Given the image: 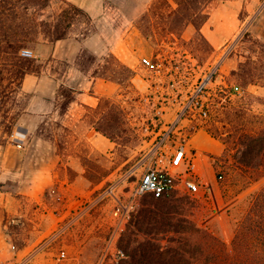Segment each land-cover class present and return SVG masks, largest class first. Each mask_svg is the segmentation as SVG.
I'll return each mask as SVG.
<instances>
[{"label":"rangeland","instance_id":"1","mask_svg":"<svg viewBox=\"0 0 264 264\" xmlns=\"http://www.w3.org/2000/svg\"><path fill=\"white\" fill-rule=\"evenodd\" d=\"M67 1L83 7L90 18L75 16L67 38L55 43L42 39L36 49H30L34 52L31 73L27 74L31 76L30 80L25 87L24 79L22 89L17 92H12V86L7 88L6 101L0 102V168L6 151L19 143L17 132L25 134L22 144L31 163L24 166L20 178L0 187L18 197L11 200L9 206L0 203V259L4 264H14L37 251L42 242L41 223L50 216L47 215L49 210L52 214L58 210L62 216L60 225H64L75 214L69 203L77 197L75 199L81 201V207L88 208L84 212L86 217L75 227L71 226L53 243L51 250H46L52 253L32 256L34 258L29 264L52 260L62 248L69 252L71 264H143L142 256L138 255V259L133 260L131 253L141 243H146L147 235L137 230L134 224L136 216L151 205L154 198L150 193L139 197L132 212L134 221L130 218L123 222L120 215L114 214L116 196L127 199L130 189L139 182L149 165V161L145 164V157L155 145L159 133L157 110L163 108L165 122L174 121L198 83L214 70L205 94L211 103L206 122L199 116H189L180 127L198 124V129L209 131L210 128H218L222 138H229L228 143L224 142V152L216 156L218 161L213 169L209 168L208 176L203 175L210 185V176L216 178L218 184L208 193L202 190L192 195L178 189L158 199L166 207L168 204L178 207L180 213L175 219L181 232L155 236L166 237L162 240L164 246H187L190 238L187 219L190 218L199 227L219 237L231 251L238 223L248 208L246 198L264 185V176L248 184L238 175V148L230 141L233 128L226 119L228 112L238 109L251 115H264V86H245L232 74V70L248 56L253 55L257 60L258 51L263 48L264 0H238L237 4L224 9L225 12L215 21L221 35L220 43H223L220 47H214L206 35V38L198 35L197 30L191 38L186 35V29L182 34L168 33L164 29L163 17L154 18L156 0ZM216 1L220 0L211 3L210 12ZM64 6L67 5L61 0H54L45 15L59 12ZM163 11L167 15L169 9L164 7ZM143 56H151L166 64L161 75L149 76L140 63ZM126 67L133 72H127ZM5 84H8V79H5ZM221 84H228L227 90L236 88L240 91L226 97L225 92L216 90ZM83 91L98 95L97 105L90 106L77 99ZM69 97H73L74 102L66 107ZM115 106L121 123L118 135L112 140L98 128L107 126L109 112ZM41 109L44 110L39 111ZM23 126L30 128L28 135ZM51 153H56L58 158L56 184L41 197L46 199L48 209L46 211L44 204L37 200L31 212L23 214L21 204L25 200L21 199L18 191L27 184L28 170L49 162ZM219 173L224 176L222 179ZM86 186L95 189L90 196L82 191ZM113 186L114 194H108L89 206L91 200ZM77 190L81 195L76 193ZM102 204L108 205L103 214L96 211ZM17 206L18 211L10 209ZM91 219L93 222H89ZM87 223L91 226L90 240L86 246L81 242L75 244V234L70 231ZM131 229L135 232L134 241L128 245L124 237ZM169 236L176 238L175 243L169 242ZM150 237L154 238V234ZM193 238L206 247L200 234ZM118 247L126 253V257L119 261L114 256ZM107 249L110 251L105 256ZM184 254L186 259L187 254ZM150 264H154V260Z\"/></svg>","mask_w":264,"mask_h":264},{"label":"trees","instance_id":"2","mask_svg":"<svg viewBox=\"0 0 264 264\" xmlns=\"http://www.w3.org/2000/svg\"><path fill=\"white\" fill-rule=\"evenodd\" d=\"M61 1L67 6L62 7L59 12L53 11L45 15V11L52 7L54 0H0L1 103L6 101L4 95L7 88L12 86L13 93L22 89L25 77L31 73L30 65L33 60L31 57L22 55L23 49H36L42 39L51 43L65 39L74 24L75 16L82 15L90 18L83 7L67 0ZM213 1L156 0L154 1V18L163 17L164 29L168 33L182 34L188 25H194L198 35L206 38L202 27L210 18L209 7ZM164 7L169 9L167 15L163 14ZM262 47L258 51L257 60L253 55H250L246 61L240 62L238 68L232 70V74L237 76L245 86L250 84L264 86V43ZM126 70L129 73L133 72L128 67ZM5 79H8L7 85ZM237 85L241 86L240 83ZM73 100V97H69L66 107ZM109 116L107 126H101L98 130L115 140L121 123L116 106L111 109ZM226 117L233 128L230 141L232 140L238 148L236 153L238 175L242 177V181L252 184L264 176V115H251L247 111L238 109L233 113L228 112ZM209 132L228 143L227 139L229 138H222L218 128H210ZM218 175L220 176V173ZM152 196L154 202L147 205L136 216L134 226L147 236L146 243H141L131 253L133 260H137L140 255L144 260L143 264H150L153 260L154 264H186V261L188 264H264V185L246 198L249 203L248 208L238 223L231 251L219 237L199 227L190 218L187 219L190 224L187 231L190 235V238L187 239V246L177 247L171 244L164 246L162 240L166 237L157 238L155 235L181 232L175 219L180 212L175 204H168L166 207V204L158 201L160 198ZM172 207H176V209ZM134 217L133 213L132 221H134ZM131 224L128 225L129 228ZM144 226L147 227V230L144 229ZM134 234L135 232L131 229L130 233L124 237L128 245L134 241ZM153 234L154 238L150 237ZM196 234L202 236L206 247L198 240L194 241L193 237ZM153 239L154 243H152ZM168 240L170 243H175L176 238L169 236ZM184 253L187 254L186 259H184ZM219 253H224V255L221 256Z\"/></svg>","mask_w":264,"mask_h":264},{"label":"built area","instance_id":"3","mask_svg":"<svg viewBox=\"0 0 264 264\" xmlns=\"http://www.w3.org/2000/svg\"><path fill=\"white\" fill-rule=\"evenodd\" d=\"M22 54L26 57H34L33 50L28 48L23 49ZM140 63L149 72L150 77L161 75L166 66L164 62L155 60L151 56H143ZM214 73L215 70L211 71L198 83L185 104L178 111L174 121L165 122L162 118L164 116L163 108L160 107L157 110L156 120L157 126H159V133L157 134L155 145L153 144L145 157V164L149 161V165L143 172L139 182L130 189V195L127 199L115 195L117 199L115 212L121 216L123 222H127L131 218L136 201L142 195L150 193L156 198H163L171 195L178 189H182L184 192L192 195H196L202 190H204V193L210 192L212 186L198 170V151L190 147L191 137L198 129V124H186L182 127H180V124L185 119H188L189 116H199L206 122L211 112V103L206 99L205 94L208 92ZM218 87L219 89L216 90L225 92L226 97H232L240 91L236 88L227 90L228 86H223V84ZM178 129H180L179 132H177ZM17 134H19L16 137L19 141L18 146H22L25 134L22 132H17ZM170 143L173 144L170 145ZM214 163H216V158H214ZM219 177L222 179L224 176L220 173ZM114 189V186L111 187L106 191V194H114ZM109 251V249L106 250L105 256ZM114 256L115 260L119 261L126 257V253L118 247ZM56 259L59 264L69 261L70 255L67 249L62 248L58 252ZM31 260L32 256H27L17 260L14 264H29Z\"/></svg>","mask_w":264,"mask_h":264},{"label":"crops","instance_id":"4","mask_svg":"<svg viewBox=\"0 0 264 264\" xmlns=\"http://www.w3.org/2000/svg\"><path fill=\"white\" fill-rule=\"evenodd\" d=\"M238 0H220L213 3V7L211 10V15L209 20L203 25L202 32L206 35V37L210 40V42L213 43L214 47H220L223 43L221 39V35L219 34V29L216 26V20L218 19V16L225 12L224 9L231 4H237ZM239 2V1H238ZM90 11V9H88ZM188 32V34L186 33ZM196 32V28L193 25H188L186 27V35L188 38H191L194 33ZM185 35V34H184ZM229 38V37H228ZM231 68H234L231 66ZM31 76H27L25 78L24 86L26 87L28 81L30 80ZM228 86V84H225ZM77 99H81L84 103L90 106H95L98 103L99 96L94 95L91 93H87L86 91H83L80 93V96H78ZM74 102V101H73ZM44 109H41L39 111H43ZM25 127V132L27 135L30 133V128L28 126ZM190 147L193 149H196L198 151V157H197V164H198V170L201 172L202 175L208 176V170L209 168L213 169L214 165V158L216 156L221 155L225 150V144L224 142L213 136L206 128H199L197 129L190 140ZM9 149V148H8ZM48 157V155H47ZM50 158V160H49ZM48 160L49 162H44L40 166L31 167L29 171V175L27 177V184L25 186H21L20 190L18 191L21 193L22 200L24 203L22 205V212L23 214H29L32 210V205L35 203V201H39L43 205V208L47 211L48 209V203H46V199H42V195H44V192H47L48 190H51L55 186L56 182V165L58 163V158L56 153H51ZM45 160V159H44ZM30 163V157L26 150H24V146H18L16 145L14 148L9 149L4 154V157L1 162L0 168V187L7 186L8 181L12 179L20 178L22 175V170L25 165ZM31 164V163H30ZM29 164V165H30ZM210 183L212 185V189L216 187V184H218L216 178H213L210 176ZM3 182V183H2ZM94 187L89 188L86 186V188H83L82 191L87 193V196H90V193H93ZM107 191V190H106ZM106 191H104L103 194H101L98 198H95V200L90 201L89 206L95 205V203L99 202L101 199L107 196ZM12 192L7 191L5 188H0V203L4 206H9V202L11 200H14V198H18L11 194ZM76 193H79V190H77ZM80 194V193H79ZM81 195V194H80ZM84 195V194H82ZM77 197H74L70 201V205L72 206L74 211V216L71 218L66 224L60 225L62 216H60V212L58 210L53 211L54 217H51V210H49L47 215H50L47 218H44V221L41 223L40 227V233L42 235V242L40 243L38 250L34 251L33 253H30L29 256H36L41 253H52L51 250L53 243H55L58 239L61 238V236L68 232L71 226L78 225L81 219L83 217H86V212L88 209L87 207L82 208L80 205L81 201H78L75 199ZM14 203V202H13ZM88 206V207H89ZM80 207V209H79ZM108 205L102 204L99 205L96 211L98 212H105ZM19 209V206L17 207H10V209ZM42 208V207H41ZM14 212V211H13ZM52 214V215H53ZM103 214V213H102ZM114 214H116L114 209ZM103 215H100V218H102ZM89 219V218H88ZM89 222H93L92 219ZM88 222V223H89ZM88 223L84 226H79V228L76 227V229H72L70 232H73L75 234V244H79L80 242L82 245L86 246L87 242L90 240V229L91 226H88ZM60 225V226H59ZM82 239V241H79ZM34 254V255H33ZM57 254L55 255L54 259H46L44 262H41L40 264H59L56 259ZM32 257V258H34ZM33 260V259H32ZM31 260V261H32ZM71 259L67 263H61V264H71ZM0 264L3 263V259H0Z\"/></svg>","mask_w":264,"mask_h":264}]
</instances>
